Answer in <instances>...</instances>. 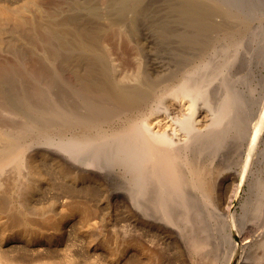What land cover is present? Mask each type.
Segmentation results:
<instances>
[{
	"label": "rangeland",
	"instance_id": "obj_1",
	"mask_svg": "<svg viewBox=\"0 0 264 264\" xmlns=\"http://www.w3.org/2000/svg\"><path fill=\"white\" fill-rule=\"evenodd\" d=\"M208 59L216 82L229 81L236 94L240 86L252 90L244 93L251 97L242 134L235 131V141L218 152L229 192L264 106V0H0V126L10 141L29 144L26 153L41 169L37 175L13 167L0 179V253L27 264L59 262L68 251L73 264H195L179 235L164 232L163 241L139 245L129 192L136 180L107 161L106 148L123 133L119 127L146 109V98ZM105 130L111 140L102 137ZM84 134L91 136L94 163L82 175L70 170L57 143ZM263 153L264 140L235 202L245 217L234 226L243 235L257 226L260 238L236 247L227 263L230 238L240 237L227 216L207 217L203 252L209 247L214 257L196 264H264ZM72 189L76 202H88L91 224L75 210L57 229L51 221L59 220V209L48 205Z\"/></svg>",
	"mask_w": 264,
	"mask_h": 264
},
{
	"label": "bare ground",
	"instance_id": "obj_2",
	"mask_svg": "<svg viewBox=\"0 0 264 264\" xmlns=\"http://www.w3.org/2000/svg\"><path fill=\"white\" fill-rule=\"evenodd\" d=\"M242 59L239 58V64L242 63ZM210 61L213 60L210 58ZM191 66L178 79L168 83L164 88L162 86L152 96L146 98V103L148 102L146 109L143 111L140 109L139 115H135L129 124H124L123 129L119 127L123 132L121 136L117 137L120 135L119 130L115 129L114 132L111 129L112 133H115L112 136L117 138L114 143L110 141L112 144L106 148L107 161L122 164L136 180V185L132 186L129 192L135 199L140 231L137 239L141 247H146V240L152 244L159 240L163 241L164 232L173 233L183 237L184 244L191 251V261L195 264V260L205 261L214 255L210 254L212 249L209 250V247L207 252H203L205 248L203 246L207 241L201 240V236L204 230L210 228L205 225L204 220L207 217L216 219L224 215L228 217L230 232L240 237V241L230 238L232 247L231 254L227 257L228 263L232 261L236 247L243 248L249 241H258L260 238L257 237L258 232L254 233L258 230L257 226L246 230L247 235H243L242 230L236 232L234 226L237 219L238 222L240 219L243 222L245 217V211L239 212L235 202L248 177L249 167L258 146L264 140V106L253 126L240 179L228 192L224 186V171L218 170V152L229 141L230 144L235 141L236 136H233L235 131L236 134L238 132L242 134L241 127L251 97L247 99L244 93L252 90L243 85L244 87L240 86L236 94L233 93L235 89L229 81L226 80L225 86L223 83L221 85L219 80L216 82V76L208 74L211 69L209 59L207 62ZM246 84L250 82L247 81ZM3 127L0 126V141L5 142L0 147V179L6 170L13 167H28L40 175L41 169L36 155L26 153L29 144H20L15 139L10 141ZM101 135L107 139L111 138L106 136V130ZM8 140L12 145L7 143ZM70 140H61V143H57L59 148L65 151L64 157L69 158L67 161L70 170H82V175L88 174L94 163L90 151L92 148L90 134H84L78 141L72 137ZM80 160H84L83 164L78 162ZM71 191L62 192L60 196L52 198L48 205L52 210L59 209L61 219L51 221L57 229L63 227L68 215L75 210H82L81 220L85 226L89 227L91 224L92 211L88 202L86 200L83 204L76 202V189ZM84 197L89 201L87 195ZM29 205L31 208L36 207L34 204ZM33 232L34 230H31L30 235ZM70 255L68 251L59 262L48 260L31 264H73ZM0 264L27 263L3 252L0 253Z\"/></svg>",
	"mask_w": 264,
	"mask_h": 264
}]
</instances>
